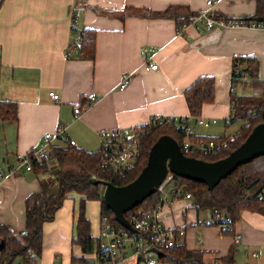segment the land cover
<instances>
[{"label":"crops","instance_id":"obj_1","mask_svg":"<svg viewBox=\"0 0 264 264\" xmlns=\"http://www.w3.org/2000/svg\"><path fill=\"white\" fill-rule=\"evenodd\" d=\"M207 1H1L0 102H14L17 117L0 121V224L15 234L24 232L26 198L41 190L48 196L57 193L56 166L48 174L35 175L19 168L17 161L37 148L46 134L61 129L62 136L75 141L77 148L98 151L100 132L142 128L157 117L172 119L175 126L188 119L194 136L201 137L233 136L241 128L229 135L223 130L235 122L224 123L230 114L232 59H256L257 79L243 89L255 85L257 91L248 96H259L258 84L264 83V28L215 25L207 30L194 20L178 33L173 19L148 14L179 8L180 15L216 13L243 19L254 16L256 10L255 0H212L210 6ZM84 29L95 32L92 60L80 57ZM147 63L155 64L156 70L145 71ZM125 75L129 76L127 86L120 89ZM202 76L214 80V101L205 104L197 117L216 120L207 128L189 115L184 97L186 88ZM50 92L58 101L51 99ZM76 108L81 110L77 118ZM220 121L223 126H216ZM73 216L74 203L68 199L54 220L44 225L37 264H99L93 255L85 263L70 262L81 254L70 245ZM210 217L209 212L198 211L191 199L169 192L156 213L165 228L183 230L184 245L203 252V264H246L253 261L252 251L263 259L264 215L243 212L234 227L233 235L240 237L237 241L223 234L221 227L207 225ZM95 223L99 225V217ZM231 248L228 263L224 258ZM125 259L126 255L118 264H140L137 257ZM261 259L254 262L261 264Z\"/></svg>","mask_w":264,"mask_h":264},{"label":"trees","instance_id":"obj_2","mask_svg":"<svg viewBox=\"0 0 264 264\" xmlns=\"http://www.w3.org/2000/svg\"><path fill=\"white\" fill-rule=\"evenodd\" d=\"M255 2L256 10L252 17L243 19L227 18L216 13H208V16L215 21H238L244 25L256 23L253 18L264 16V0H255ZM178 9L172 8L164 12H148V14L151 17L160 19H173L176 31L180 33L198 17V14L187 12L185 15H180ZM144 14L147 13L144 12ZM79 50L81 58L88 60L94 58L95 32L93 30L84 29L81 32ZM257 71L258 62L254 57H233L231 86L236 88L237 85H241L242 88H245L248 81L257 79ZM260 85L262 91L259 96L235 97V92L231 93L230 103L234 108V115L230 123L241 120L243 125L233 135L235 137L234 142L229 143L226 148H222L217 153L184 152L185 128L182 126L176 128L173 124L142 127L139 164L134 170L125 173L114 172L104 166L101 148L98 151H86L59 142L54 143L50 147L46 159L32 160L31 172L35 175H45L50 172L51 166H56L58 172L54 177V183L58 188L57 193L48 196L44 190H41L30 194L26 198L24 232L15 234L10 227L0 224V243H3V248L0 251V264H14L18 258L21 259V264H37V259L43 249V227L46 223L54 220L56 213L68 199H72L74 203V228L70 245L71 248H79L81 253L79 257L72 256L70 262L85 263L88 262L87 258L93 255L97 263L106 264L100 248V243L104 242L105 239L101 236L104 219L105 224L109 226V231H114L117 234L126 232L132 235V233L119 225L114 220L113 213L106 208L103 203L104 186L100 182H107L115 187H121L134 181L145 167L153 144L165 135L173 138L188 157L206 162H215L225 158L246 140L256 125L263 121L264 83ZM184 97L189 115L197 118L202 107L214 101L213 78L208 76L197 78L186 88ZM16 117V104L14 102H0V121H14ZM230 137L223 135L219 137L193 136L191 142L195 144L200 141L228 139ZM175 185L180 187L184 193L190 194L191 201L198 211L202 210L210 213V222L207 225L221 227L223 234L234 236V227L243 212L264 215V156L240 166L231 175L221 180L211 191L203 183L179 177H175ZM88 202L98 204L99 225L98 233L95 236L92 232L91 221L86 215ZM162 202V195L156 192L140 205L125 212L124 217L132 223L131 216L133 214L140 210L143 213L151 211L160 206ZM120 248L123 247L120 246ZM125 250L122 251L124 255ZM159 253L160 256L149 253L147 257L139 256L137 259L139 262L143 261L144 263L147 258H153L166 264H203V252L188 250L184 245L183 237H177L173 246L163 249ZM232 254L233 248L230 249V254L224 260L230 263Z\"/></svg>","mask_w":264,"mask_h":264},{"label":"built area","instance_id":"obj_3","mask_svg":"<svg viewBox=\"0 0 264 264\" xmlns=\"http://www.w3.org/2000/svg\"><path fill=\"white\" fill-rule=\"evenodd\" d=\"M212 4V0L206 2L207 6ZM195 20H198L207 30H210L215 25L220 27H238V26H249V27H263L262 23H250L244 25L238 21L230 22L225 20L215 21L208 16L207 13L200 14L196 17ZM157 66L152 63H147L144 66L145 71L156 70ZM129 76L125 75L122 78L120 84V89H124L127 86ZM230 92H234V88L230 87ZM49 96L53 101H58V96L50 92ZM80 108L74 109V117L77 118L80 114ZM234 115V108L230 105V114L228 118L225 119V124H230L231 119ZM179 125H174V120L169 118L157 117L152 119L148 125H162V124H173L176 128L182 126L184 127V152L188 151H199L202 153H217L222 148H226L229 143L234 142L235 137L231 136L228 139H216V140H207L200 141L195 144L191 142V138L194 136V133L191 129V125L188 119L179 121ZM195 122L201 127H209L216 124V120H206L203 118H196ZM141 127H129L128 129H116L110 131H102L98 134V137L101 141V150L102 157L104 160V166L113 170L114 172L125 173L134 170L138 164L141 157V143L140 137L142 135ZM62 143L71 147H76L75 141L71 139L64 138L62 136V130H58L55 134L50 135L46 134L43 136L42 142L37 148L32 149L29 153L23 156H18V166L19 168H24L26 171H31V162L32 160H42L48 157L50 152V147L56 143ZM182 151V152H183ZM1 176V173H0ZM171 185L169 193L175 196H182L185 199H191L190 194L184 193V191L175 185V176L171 173H168L162 184L157 188L158 193L163 196L167 193L165 192L166 188ZM2 201V196L0 193V203ZM163 203V202H162ZM158 206L151 211L143 213L142 210L136 212L131 216L132 227L135 229V233L132 235L122 232L120 234L115 233L114 231H109V226L104 223L102 225L101 236L104 237V242L100 243V248L102 249L103 260L106 261V264H118L124 257L122 253L125 247H129L133 254L136 257L142 256L147 257L148 252L151 249L161 251L163 249H168L174 245L177 237H183L184 232L182 229H167L165 228L156 218V213ZM204 222H200L203 224ZM234 240H238L240 237L238 235L234 236ZM122 246L123 248H120ZM252 262L246 264H258L254 261L261 259L260 255L256 251H252L249 254ZM261 264H264V256ZM145 264H156L153 258H147Z\"/></svg>","mask_w":264,"mask_h":264},{"label":"water","instance_id":"obj_4","mask_svg":"<svg viewBox=\"0 0 264 264\" xmlns=\"http://www.w3.org/2000/svg\"><path fill=\"white\" fill-rule=\"evenodd\" d=\"M256 23L264 24V16L253 18ZM264 156V116L262 123L256 125L246 140L228 156L215 162H206L186 156L177 142L170 136H161L151 147L147 163L138 177L131 183L115 187L107 182L104 186L103 203L114 215V220L135 233L124 213L140 205L155 194L168 173L175 177L203 183L211 191L221 180L235 172L240 166ZM3 243H0V251ZM149 253L160 256L159 251Z\"/></svg>","mask_w":264,"mask_h":264},{"label":"rangeland","instance_id":"obj_5","mask_svg":"<svg viewBox=\"0 0 264 264\" xmlns=\"http://www.w3.org/2000/svg\"><path fill=\"white\" fill-rule=\"evenodd\" d=\"M211 5H212V4H211ZM260 87H261V85L258 84L259 92L262 91V90L260 89ZM255 91H257L255 85H254V86H251L249 89H248V88L243 89V88L241 87V85H237L236 88H235V95H234V96H235V97L248 96V95H251L252 93H254ZM241 125H243V122H241V121H235L234 123L228 125V127H226L225 129L223 128V130H224V132H225L227 135H229V134H232V133L235 131V129H236L237 127H240ZM216 126H218V127H222V126H223V122L220 121ZM217 129H218V128H217ZM219 129H220V128H219ZM206 130H207V129H206ZM170 188H171V185H169V186L166 188L165 192H166V193L169 192V191H170ZM69 206H71V204H70ZM68 208H71V207H68ZM86 211H87V212H86L87 217H88V218L91 220V222H92V225H91V226H92V232L96 235V234L98 233V224L95 223L96 220H97V218H98V204H97L96 202H88L87 210H86ZM126 251H127V254H125V255H126V259H125L126 261H125V262H127V261H129V260H132V261H133V259H134L136 256L133 254V252L131 251L130 248H126ZM132 255H133L134 257H133ZM155 258H156V257H155ZM154 260H155L156 264H166V263L158 262L157 259H154ZM14 264H21V259H20V258L16 259L15 262H14ZM140 264H145V263H144L143 261H141Z\"/></svg>","mask_w":264,"mask_h":264}]
</instances>
